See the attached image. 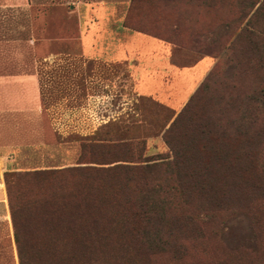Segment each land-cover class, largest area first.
I'll return each instance as SVG.
<instances>
[{
    "label": "rangeland",
    "instance_id": "374dc122",
    "mask_svg": "<svg viewBox=\"0 0 264 264\" xmlns=\"http://www.w3.org/2000/svg\"><path fill=\"white\" fill-rule=\"evenodd\" d=\"M106 4L213 61L181 106L81 55ZM0 201V264H264V0H0Z\"/></svg>",
    "mask_w": 264,
    "mask_h": 264
},
{
    "label": "crops",
    "instance_id": "0c3cea01",
    "mask_svg": "<svg viewBox=\"0 0 264 264\" xmlns=\"http://www.w3.org/2000/svg\"><path fill=\"white\" fill-rule=\"evenodd\" d=\"M6 2L9 5L14 3V0H6ZM10 9L14 8L7 6V10ZM91 10L85 8L88 17ZM94 13L98 22L88 25L87 32L81 35L80 45L83 47L80 50L81 55L87 59L102 60L107 63L133 59L135 63L132 72L140 95L154 94L161 103L177 108L184 103L188 94L213 64V61L204 59L191 68H174L170 65L172 48L155 38L123 27L118 20H115L116 8L113 5H102ZM164 73L170 77L168 83L163 82ZM28 83L31 85L30 81ZM181 99L180 104L172 103L173 100ZM2 202L0 201V208Z\"/></svg>",
    "mask_w": 264,
    "mask_h": 264
},
{
    "label": "trees",
    "instance_id": "16d2710c",
    "mask_svg": "<svg viewBox=\"0 0 264 264\" xmlns=\"http://www.w3.org/2000/svg\"><path fill=\"white\" fill-rule=\"evenodd\" d=\"M208 77H209V76H208ZM206 79H207V78H206ZM206 79L203 81L202 87H203L204 83L206 82ZM199 90H200V88H199ZM16 242L18 243L17 236H16ZM18 246H19V243H18ZM19 254H20V252H19Z\"/></svg>",
    "mask_w": 264,
    "mask_h": 264
}]
</instances>
